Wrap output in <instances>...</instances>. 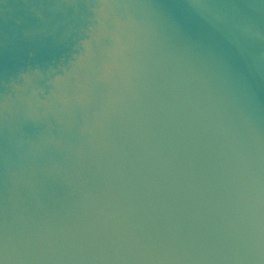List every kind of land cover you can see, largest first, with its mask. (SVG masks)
Here are the masks:
<instances>
[{
  "label": "water",
  "instance_id": "1",
  "mask_svg": "<svg viewBox=\"0 0 264 264\" xmlns=\"http://www.w3.org/2000/svg\"><path fill=\"white\" fill-rule=\"evenodd\" d=\"M0 264H264V0H0Z\"/></svg>",
  "mask_w": 264,
  "mask_h": 264
}]
</instances>
